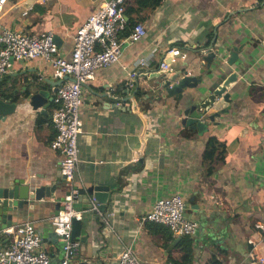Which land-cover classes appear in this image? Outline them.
Instances as JSON below:
<instances>
[{
    "label": "crops",
    "instance_id": "1",
    "mask_svg": "<svg viewBox=\"0 0 264 264\" xmlns=\"http://www.w3.org/2000/svg\"><path fill=\"white\" fill-rule=\"evenodd\" d=\"M107 1L7 0L0 32H50L60 54L69 58L77 30ZM140 1L126 0V10L136 11L126 19L142 23L145 36L125 46L117 63L83 86L79 171L86 187L111 186V216L105 223L100 215L83 213L87 240H77L81 247L73 264H112L126 246L142 264H180L179 240L174 244L167 228L136 222L157 200L175 196L184 201L186 218L198 224L189 237L193 259L188 264H207L212 258L249 264L250 240L264 259V0H161L155 9L137 10ZM227 47L241 48L237 66L226 64ZM174 51L179 54L173 56ZM209 52L216 56L206 66L202 57ZM161 63L169 70H162ZM184 65L203 81L218 73L222 80L238 74L229 90V109L202 134L181 125L178 97L158 93L152 88L157 79L147 80L162 71L169 76ZM59 84L51 65L40 59L15 62L0 78V94L15 104L0 122V181L60 185L53 196L67 199L61 155L49 147ZM32 86L44 96H36L38 105L28 98ZM137 91L143 92L141 99ZM193 94L187 89L183 96ZM210 138L217 141L218 152L207 163L203 156ZM53 208L50 198L32 202L4 229L34 223L43 249L57 263L62 254L51 222Z\"/></svg>",
    "mask_w": 264,
    "mask_h": 264
},
{
    "label": "built area",
    "instance_id": "2",
    "mask_svg": "<svg viewBox=\"0 0 264 264\" xmlns=\"http://www.w3.org/2000/svg\"><path fill=\"white\" fill-rule=\"evenodd\" d=\"M6 2L7 0H0V13ZM125 4L126 0H108L92 14L73 37L69 58L60 54L50 32L39 35L10 30L0 32V78L8 74L15 62L40 59L51 65L53 77L61 82L52 100L50 122L55 136L49 147L61 155L59 169L70 191L68 201L62 204L64 210L59 211L51 220L53 232L61 243V260L51 262L42 247V239L35 230L34 223L25 222L0 231V264H73L76 258L81 244L71 236V220H81L83 213L73 211L71 202L79 188L85 185L79 171L78 147V139L82 133L79 111L83 86L95 80L99 70L117 63L125 46L136 43L146 34L145 26L136 23L126 37H120L127 28ZM178 54V51L173 52V56ZM139 64L143 66L145 62L141 60ZM160 68L169 70V65L161 63ZM134 77L131 74V78ZM130 86L133 84L130 83ZM185 211V203L178 196L159 199L152 210L137 217L136 222L139 226L145 223L163 225L174 238L191 237L198 224L187 219ZM89 212L100 215L104 222L107 216H111L107 215L108 212L100 213L94 200H91ZM249 244L253 249L248 255L249 264H264V259L258 258L254 252L257 244L252 240ZM112 264L142 263L132 248L126 246Z\"/></svg>",
    "mask_w": 264,
    "mask_h": 264
},
{
    "label": "water",
    "instance_id": "3",
    "mask_svg": "<svg viewBox=\"0 0 264 264\" xmlns=\"http://www.w3.org/2000/svg\"><path fill=\"white\" fill-rule=\"evenodd\" d=\"M54 41L57 44L55 37ZM240 49L235 47H232V49L230 47L225 48V53L228 54L226 60L228 66H237L239 64L236 61V53ZM215 56L216 54L209 52L202 57V64L204 63L206 66H209ZM186 66L184 65L183 69L173 72L169 76L162 71L155 74L154 77H148L147 80L150 81L151 78L157 79L152 88L157 90L158 93L162 94L164 92L169 97H178L180 100L179 108L182 113V118L180 119L181 125L191 130H197L198 134H202L207 131L210 124L215 123V119L220 118L229 109L231 102L229 90L238 80V74L231 72L222 80L221 78L218 79L220 75L218 73L217 78L213 79L210 75L208 77L209 81H203L195 75L189 74ZM222 68L221 66L217 70ZM199 72L202 73L203 70L201 69ZM66 80H71V78H66ZM187 89L194 90V94L184 97L183 93ZM37 95L43 96V93L38 92L36 86H32V92L28 98L35 105H38L40 102V98L36 97ZM14 109L15 104L11 100L6 99L3 94H0V122L4 121ZM209 111H212V113ZM62 179L64 181L65 178L62 176ZM59 187L60 185L56 184L36 187L32 183L24 184L22 181H0V231L7 226H11L12 217L20 215L23 208L29 207L32 202L43 201L45 198L53 199L54 208L52 217L57 216L59 211L64 210L62 204L68 201V197L70 196V191L68 190L65 194L67 199L55 198L53 193ZM111 191V186L101 183H92L87 187L79 188L76 196L72 199L71 208L75 212L87 213L91 208V200H94L98 204L99 212L105 214L111 201ZM71 236L74 240H79L82 243L86 242L87 235L82 220L72 218ZM179 239L176 238L174 244Z\"/></svg>",
    "mask_w": 264,
    "mask_h": 264
},
{
    "label": "trees",
    "instance_id": "4",
    "mask_svg": "<svg viewBox=\"0 0 264 264\" xmlns=\"http://www.w3.org/2000/svg\"><path fill=\"white\" fill-rule=\"evenodd\" d=\"M161 3V0H141L138 3V7L137 10H141L143 8H147V9H155V7H157L159 4ZM126 7V4H125ZM134 12H136L135 10H133ZM131 10H129L127 8H125V15L128 17V15L131 14V12H133ZM137 22H135L133 19L129 18L127 20V28L120 34V37H126L131 28L136 24ZM143 95V92L141 91H137L136 93V97L141 99ZM189 132V131H188ZM187 131H185V134H189ZM218 152V144L217 141L215 139H208L207 140V145H206V150L204 153V160L207 163H211L213 162V160L215 159V156ZM209 173L211 172V169L208 170ZM171 234V233H170ZM170 240H174L173 236L171 235ZM177 247L181 250V259H180V264H188L191 263L192 259H193V253H192V243L189 240V237H181L177 243ZM207 264H222L221 262H219L218 260H216L215 258H212L208 261Z\"/></svg>",
    "mask_w": 264,
    "mask_h": 264
}]
</instances>
